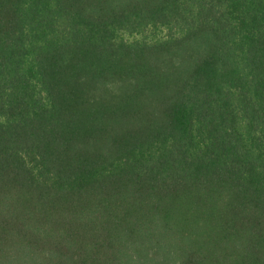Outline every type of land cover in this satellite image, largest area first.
Masks as SVG:
<instances>
[{
  "label": "trees",
  "instance_id": "obj_1",
  "mask_svg": "<svg viewBox=\"0 0 264 264\" xmlns=\"http://www.w3.org/2000/svg\"><path fill=\"white\" fill-rule=\"evenodd\" d=\"M0 264H264V0H0Z\"/></svg>",
  "mask_w": 264,
  "mask_h": 264
},
{
  "label": "rangeland",
  "instance_id": "obj_2",
  "mask_svg": "<svg viewBox=\"0 0 264 264\" xmlns=\"http://www.w3.org/2000/svg\"><path fill=\"white\" fill-rule=\"evenodd\" d=\"M165 35V30L163 28H154L143 32L142 34H127L126 37L129 40L136 39H147V40H155L163 38Z\"/></svg>",
  "mask_w": 264,
  "mask_h": 264
}]
</instances>
